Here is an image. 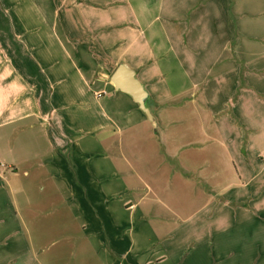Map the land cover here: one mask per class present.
<instances>
[{
	"label": "crops",
	"instance_id": "obj_1",
	"mask_svg": "<svg viewBox=\"0 0 264 264\" xmlns=\"http://www.w3.org/2000/svg\"><path fill=\"white\" fill-rule=\"evenodd\" d=\"M24 2L0 12V264H264V0Z\"/></svg>",
	"mask_w": 264,
	"mask_h": 264
},
{
	"label": "water",
	"instance_id": "obj_2",
	"mask_svg": "<svg viewBox=\"0 0 264 264\" xmlns=\"http://www.w3.org/2000/svg\"><path fill=\"white\" fill-rule=\"evenodd\" d=\"M111 81L116 89L132 96L148 119L155 124L154 116L147 104L149 93L134 70L126 65H120L112 75Z\"/></svg>",
	"mask_w": 264,
	"mask_h": 264
},
{
	"label": "rangeland",
	"instance_id": "obj_3",
	"mask_svg": "<svg viewBox=\"0 0 264 264\" xmlns=\"http://www.w3.org/2000/svg\"><path fill=\"white\" fill-rule=\"evenodd\" d=\"M33 1H34V0H28L27 3L24 2V3L22 4V6H21V9H18V10H19V11H22V12H24V11H26V10H34L36 4H33ZM8 2H11V0H4V6H5L6 8H8V7H7ZM2 10H4V7H3L2 0H0V12H1ZM192 116H193V115H192ZM190 120L192 121V123H195V118H194V117H191ZM35 190H36V200H38V199H39V196H41V195H40V193H37V189H35ZM38 191H39V188H38ZM51 212H52V213H55V208H51ZM48 245H49V247H50L49 250H50L51 253L55 252V251L58 249V247H59L57 242H56L55 244H54L53 242H49ZM76 247H79V244H78V243L75 244V248H76ZM56 264H58V262H56Z\"/></svg>",
	"mask_w": 264,
	"mask_h": 264
}]
</instances>
